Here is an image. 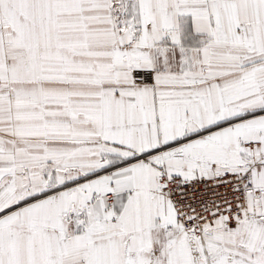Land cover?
Here are the masks:
<instances>
[{
    "label": "snow or ice",
    "instance_id": "obj_1",
    "mask_svg": "<svg viewBox=\"0 0 264 264\" xmlns=\"http://www.w3.org/2000/svg\"><path fill=\"white\" fill-rule=\"evenodd\" d=\"M0 264H264V0H0Z\"/></svg>",
    "mask_w": 264,
    "mask_h": 264
}]
</instances>
